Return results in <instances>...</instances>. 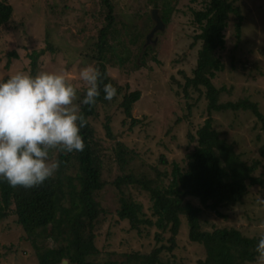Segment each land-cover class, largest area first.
<instances>
[{
    "label": "rangeland",
    "instance_id": "obj_1",
    "mask_svg": "<svg viewBox=\"0 0 264 264\" xmlns=\"http://www.w3.org/2000/svg\"><path fill=\"white\" fill-rule=\"evenodd\" d=\"M3 1L13 7V15L10 26L0 29V81L17 72L30 73L28 55L50 45L52 50L45 51L38 60V73H67L77 88L78 96L85 94L86 85L79 79V72L89 65L95 66L91 56L96 55L94 45L104 23L100 19L98 0ZM110 1L114 6L115 24L107 42L115 57L125 48L122 57L130 60L124 66L116 61L114 65L111 63L108 73L119 85L127 84L129 91L140 92V98L132 109V117L140 123L129 129L130 120L123 122V115L114 104L110 109H101L99 118L92 122L96 138L106 153L111 152L115 141L134 152L129 164L133 174L144 173L154 177L156 171L170 173L171 164L181 163L191 148L188 133L205 120L204 96L190 92L185 97L178 86L183 83L178 72L183 69L190 74V68L195 64L199 44L188 49L193 34L191 8L200 9L201 6L190 0H171L175 4L171 20L162 23L163 29L153 32L146 44L155 26L148 17L152 19V10H157L156 14L160 15L163 0H157V9L148 5V0ZM239 6L244 17L241 41L236 43L235 20L231 17L225 32L226 50L221 54L224 70L216 75L213 82L216 87L224 86L226 89L220 96V102L247 98L257 103L264 116V0H239ZM144 48L149 49L143 55ZM12 53L16 57L11 56ZM183 54L186 56L181 60L180 55ZM132 61L136 62L138 69H133ZM188 104L192 106L190 111L187 110ZM105 115L111 117L112 140L106 137L103 129ZM213 119L214 128L235 144L243 160H261L255 176L264 179V158L258 152L263 141L261 123L250 112L217 113ZM51 155L55 158L56 152ZM161 158L166 163L159 162ZM107 170L104 176L110 182L118 171L114 168ZM131 193L150 216L148 197L134 190ZM118 199V192L110 185L97 195L101 207L107 211L96 238L100 263L119 262L124 253L148 252L154 245V229L150 230L149 236H145L149 229H144L141 236L129 230L127 222L118 220L115 213L119 207ZM188 200L200 207L198 201ZM260 201H264V186H255L249 189L241 204L221 208L218 213L205 209L201 214L202 228L205 231L234 228L246 237L262 236L264 203ZM33 239L16 225L14 217L0 221V264H38L32 247ZM55 245L50 240L46 242V246ZM172 253L190 264L203 256L201 247L188 241L186 227L182 225L177 247ZM253 264H258V261Z\"/></svg>",
    "mask_w": 264,
    "mask_h": 264
},
{
    "label": "trees",
    "instance_id": "obj_2",
    "mask_svg": "<svg viewBox=\"0 0 264 264\" xmlns=\"http://www.w3.org/2000/svg\"><path fill=\"white\" fill-rule=\"evenodd\" d=\"M190 1L201 7L191 8L193 34L188 49L198 44L199 47L190 74L183 69L178 72L183 81L178 86L185 97L190 92L204 96L205 120L188 133L191 148L181 163L173 162L170 173L156 171L151 177L144 173H132L129 164L134 152L127 146L115 141L111 152L106 153L96 138L92 122L99 118L101 109H110L114 104L122 113L123 122L130 120L129 129L140 123L132 117L133 105L139 100L140 92L129 91L127 84L121 86L109 76L108 66L111 63L114 65L116 61L124 66L130 59L122 57L125 48L117 57L112 54L107 40L115 24L114 6L110 0H98L100 19L104 23L94 45L96 55H92L91 59L102 73L103 84L111 83L117 89L116 96L111 101L105 100L101 84L97 102L80 105L81 113L87 119V125L80 133L85 149L82 152H56L54 159L59 160L60 167L53 177L32 188H13L0 179V221L12 216L24 234L34 237L32 247L38 264H60L63 260L67 264H190L172 253L177 247L181 225L186 227L188 241L199 245L203 251L202 258L191 264H253L258 261L255 247L261 236L246 237L234 228L205 231L201 223V214L205 209L218 213L221 208L234 207L243 202L249 189L264 186V179L255 176L261 160H243L235 144L213 126L214 114L250 112L261 123L263 141L258 152L264 158V116L257 103L247 98L222 103L220 96L226 89L224 86L216 87L213 82L216 75L224 70L221 54L226 50L225 32L229 19L233 17L235 20V38L239 43L244 17L239 0ZM147 4L159 8L157 0H148ZM174 5L171 0H163L159 15L163 24L171 20ZM12 15L13 7L0 0V29L10 26ZM148 49H143V55ZM51 50L48 45L28 55L29 74L37 75L39 58L45 51ZM10 55L16 57L15 53ZM185 56L180 55L181 60ZM132 66L134 70L139 68L134 61ZM83 96H80L81 100ZM191 107L188 104L187 110L190 111ZM110 124L111 117L105 115L103 129L106 137L112 140ZM159 162L166 163L163 158ZM113 168L118 173L108 182L104 172ZM107 185L114 187L119 194V207L115 212L119 221L127 222L129 230L141 236L144 229H149L145 236H149L150 230L154 229V245L148 252L124 253L119 262L98 261L100 252L96 238L107 211L101 207L97 195ZM133 190L148 197L150 216L146 215L142 204L134 200ZM188 198L198 201L200 207L193 205ZM49 240L56 245L46 246Z\"/></svg>",
    "mask_w": 264,
    "mask_h": 264
},
{
    "label": "clouds",
    "instance_id": "obj_3",
    "mask_svg": "<svg viewBox=\"0 0 264 264\" xmlns=\"http://www.w3.org/2000/svg\"><path fill=\"white\" fill-rule=\"evenodd\" d=\"M86 85L81 100L69 74L17 72L0 81V179L9 186L32 188L53 177L60 162L54 152H82L81 129L87 119L80 105H94L101 94L102 73L89 65L79 72ZM104 99L117 89L103 84ZM264 203V201H260ZM258 264H264V235L255 247Z\"/></svg>",
    "mask_w": 264,
    "mask_h": 264
},
{
    "label": "water",
    "instance_id": "obj_4",
    "mask_svg": "<svg viewBox=\"0 0 264 264\" xmlns=\"http://www.w3.org/2000/svg\"><path fill=\"white\" fill-rule=\"evenodd\" d=\"M156 12H157V10H152V13H151V17H152V20H153L155 26L152 30V33L148 36L146 44L150 42V37L153 34V32H155L156 30H159V29L160 30L163 29V24H162L159 16L156 14ZM66 263L67 262L65 260H63L60 264H66Z\"/></svg>",
    "mask_w": 264,
    "mask_h": 264
}]
</instances>
